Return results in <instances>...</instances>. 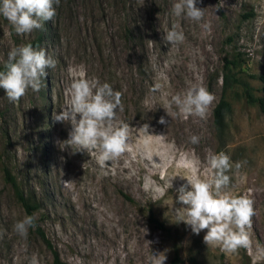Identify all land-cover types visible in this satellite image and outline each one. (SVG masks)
<instances>
[{"label":"rangeland","instance_id":"1","mask_svg":"<svg viewBox=\"0 0 264 264\" xmlns=\"http://www.w3.org/2000/svg\"><path fill=\"white\" fill-rule=\"evenodd\" d=\"M174 2L60 0L53 20L24 36L0 16V63L37 34L32 46L56 61L40 90L29 89L19 102H9L0 89V264H28L33 254L39 264H51L50 250L33 228L26 237L13 231L25 213L3 177L4 165L39 201L36 222L64 264H154L158 254L166 256L164 264H192L188 255L194 251L197 264H264V111L244 98L239 83L222 89L224 58H235L231 71L264 98V0H198L203 22L172 15ZM173 25L185 36L175 47L162 39ZM159 72L166 79H158ZM79 77H97L122 93L117 121L129 125V145L104 169L87 152L60 147L71 126L55 122L53 113L65 105L71 79ZM157 82L162 87L150 91ZM188 82L215 97L206 119L175 111L168 116L162 108ZM220 96L230 108L218 130L212 107ZM161 116L167 126L158 122ZM145 123L147 143L140 131ZM192 136L199 142L193 144ZM221 151L243 162L245 179H234L228 191L254 206L251 246L233 255L207 247L206 230L193 234L176 213V189L187 180L174 176L210 178L207 157ZM149 209L165 229L148 219Z\"/></svg>","mask_w":264,"mask_h":264},{"label":"clouds","instance_id":"2","mask_svg":"<svg viewBox=\"0 0 264 264\" xmlns=\"http://www.w3.org/2000/svg\"><path fill=\"white\" fill-rule=\"evenodd\" d=\"M59 4L60 0H0V16L8 21L16 35L24 36L43 29L45 22L52 21ZM197 4L198 0H176L171 6V13L175 17L203 22L205 8ZM202 26L209 27L207 23ZM162 39L166 45L175 47L184 41L185 36L177 25H173L165 30ZM55 67L56 61L43 48H34L31 44L13 47L0 69V89L4 90L9 102H19L29 89L39 91L42 78L47 75L46 70ZM158 79H166L163 72L158 73ZM161 87L157 82L150 91L155 92ZM214 100V95L202 85L188 82L186 90L171 95L162 108L168 116L175 111L177 115L206 119ZM118 110H123L122 93L115 91L112 85L101 83L97 77L72 78L66 90L65 105L59 113H53L55 122L71 126L68 138L59 142L61 149L69 148L71 154L87 152L104 169L121 157L129 145V125L117 121ZM158 122L168 125L164 116ZM140 131L147 143V137L151 135L149 125L145 123ZM190 139L193 144L199 142L197 136ZM207 165L210 172L208 179L174 176L187 180L186 184L176 189V203L181 205L176 208L177 219L189 226L195 235L206 230L203 242L207 247L219 248L226 255H233L239 249L251 246L249 230L254 216L253 201L228 191L234 179L239 182L245 179L240 172L243 162H232L231 157L221 151L210 154ZM35 227V214L25 215L15 222L13 231L26 237L28 230ZM2 238L3 233L0 232ZM153 257L154 264H164L166 260L165 255L163 258L160 254ZM28 264H39L35 254L28 259Z\"/></svg>","mask_w":264,"mask_h":264},{"label":"trees","instance_id":"3","mask_svg":"<svg viewBox=\"0 0 264 264\" xmlns=\"http://www.w3.org/2000/svg\"><path fill=\"white\" fill-rule=\"evenodd\" d=\"M251 12H247L249 15ZM40 40V34H37L33 39L29 40L27 44L36 45ZM6 61L0 63V69L3 68V65ZM236 63L235 58H224V63L222 65V89H227L236 83L241 85L242 95L244 98L250 102H255L258 107L264 111V98L263 96L254 95L250 89L249 84L242 80L241 78H237L234 75V72L231 71V66H234ZM230 108V104L223 96H220L217 102L212 107V115L213 122L218 130L222 129L224 116L226 112H228ZM3 177L6 182L9 183L13 194L23 209L25 215H33L36 210L40 209V203L37 199L33 197V193L30 191H24L18 183L16 182L14 176L11 171L7 168V166H3ZM148 219L158 228L165 229V226L161 220H158L157 217L154 216L153 212L148 210ZM34 233L38 237V239L48 247L51 253V264H64V262L59 258L55 249L52 248L49 239L46 237L43 228L36 222V227L33 228ZM174 256L177 257V249L174 247ZM188 259L192 264H197V256L194 253L190 252L188 255Z\"/></svg>","mask_w":264,"mask_h":264}]
</instances>
